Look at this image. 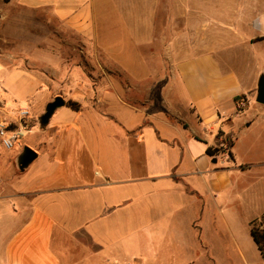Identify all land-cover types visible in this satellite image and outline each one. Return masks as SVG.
Instances as JSON below:
<instances>
[{
    "label": "crops",
    "instance_id": "1",
    "mask_svg": "<svg viewBox=\"0 0 264 264\" xmlns=\"http://www.w3.org/2000/svg\"><path fill=\"white\" fill-rule=\"evenodd\" d=\"M51 34L102 75L104 51L118 46L148 47L150 61L161 47L168 65L147 82L88 86L96 97L86 113L65 104L35 126L50 157L29 179L30 166L16 165L24 144L0 157V264H132L135 246L159 254L167 234L185 255L179 264H219L216 253L230 251L264 264L250 232L264 222V105L255 101L264 0H0V40L13 46L3 56L20 53L33 65L25 49ZM7 68L10 89L19 75L49 85L46 73ZM160 81L166 112L148 113V91ZM12 104L0 98V120L16 119ZM242 180L258 189L234 213L246 233L217 201Z\"/></svg>",
    "mask_w": 264,
    "mask_h": 264
},
{
    "label": "rangeland",
    "instance_id": "2",
    "mask_svg": "<svg viewBox=\"0 0 264 264\" xmlns=\"http://www.w3.org/2000/svg\"><path fill=\"white\" fill-rule=\"evenodd\" d=\"M159 20L160 15H156L155 22L157 24ZM48 47L50 50L53 49L54 51L50 52ZM12 50V45L3 44L0 40V84L3 83L2 86H0V98L5 101L6 105L13 103L12 106H14L15 109L14 114L16 115V119L21 107L27 108L29 111V116L27 119L29 132L24 137H22L18 143L20 146L24 144V146H29L35 150L37 153V159L30 165L26 171V174H24L26 179H29L31 171H34L38 167H44L47 164L46 161L49 160L50 154H47V145L45 147L43 144L41 145L38 142V133L35 134L33 131L35 126L44 127L40 123V117L44 114L46 105L55 97H62L65 100V103L68 100H75L79 102L81 104V109L78 111V115H81L83 112H87L88 109H85V107L87 104L92 105V100H94L96 97V95L92 93L90 95L86 94V87L90 86L91 88H100L101 86H106L108 81L115 83L116 80L117 82H122V84H125L131 79L138 82H147L145 79H147L148 76H150L149 79H154L156 77L155 74H159L160 70L159 67H157L158 65L164 67H167L168 65V62H166L163 57L161 47H158V59L150 61V59L147 57L148 47L134 45L118 46V48L114 47L113 50L110 49V51H104L105 54L102 58L105 60H101V64L105 66L106 71L105 75H102L99 72L96 62L92 61L89 63L87 60L84 61L83 57L78 53V51H70L71 49L69 50L68 47L63 46L61 44V39L53 34L46 37L39 44V47L34 46L33 44L25 49V52H27L26 54H28L27 58L30 59V62H32L33 65L30 63L26 65L24 61L20 59V53L16 54L17 60L15 61L10 57H6L5 54L3 56L2 53H7ZM10 63L24 69H30L32 72L35 71L40 74L42 72L48 74L47 79H49L50 76V79L48 80L49 85L47 83L45 84L44 82H36L38 79L30 77V75L26 76V78H22L19 75L13 80V86L10 89L6 81L9 73L7 67H9ZM144 82L140 83L141 87L144 85ZM156 84H154L152 87H154ZM151 88L149 89L147 95L149 105L146 107V109L151 106V101L149 100V92ZM112 96L110 93L109 95L107 94L109 99ZM110 108L113 109L112 107ZM60 109L63 108H59V110ZM56 112L53 113L48 124L56 117ZM86 117L87 114L83 116L82 122ZM16 119L12 122H15ZM78 120L80 121L79 118ZM7 151L8 150L4 149L0 143V157L7 155ZM12 153L13 152L10 154ZM257 173H259V169L255 168L252 170L251 174L256 175ZM245 187V181H239V183L236 184L235 187H233V189L229 192L228 200L226 197H224L225 195L217 200L218 202L221 200H224V203L228 202L227 212L229 213V224L233 229L234 226H236V230L240 231L241 233H246L244 232L246 230V226L242 223H238V221L235 219L234 213L242 206L243 199L254 197V194L258 192V189L250 188V186H248L246 189L249 190H246ZM217 228L223 229L221 222L217 223ZM161 240L162 251L159 254L155 250H143L140 248L138 249L135 246L131 253H129V255H132V260H130L133 261L132 264H135L134 259H137V257L141 254L142 256H145L147 259H149L150 256L155 252L158 254L157 259H155V261L153 259L148 260V264H179L180 261L184 259L185 255L182 254L180 256V252H178V250L175 251L173 246L174 239L171 238L169 234H167ZM151 245L154 244L151 242ZM220 250L222 249L219 248V251ZM216 255L218 260L221 259L219 264H243V260H241V258L238 256L237 252L230 251V253L227 254L216 253ZM188 256L191 257V255ZM215 262L217 263L216 260ZM196 264H205V261L198 259Z\"/></svg>",
    "mask_w": 264,
    "mask_h": 264
},
{
    "label": "trees",
    "instance_id": "3",
    "mask_svg": "<svg viewBox=\"0 0 264 264\" xmlns=\"http://www.w3.org/2000/svg\"><path fill=\"white\" fill-rule=\"evenodd\" d=\"M164 85V81L157 83L154 87L151 88L149 92V100L151 101V106L147 109L148 113H165L166 110L162 104L161 90ZM237 98L236 100H238ZM66 106L69 107L73 111H79L81 109V104L77 101L68 100L66 102ZM44 126V125H43ZM216 150H212L211 148L207 149V154L209 156H214ZM232 158V155L229 154ZM251 236L255 244L257 245L262 257L264 258V222L251 223Z\"/></svg>",
    "mask_w": 264,
    "mask_h": 264
},
{
    "label": "built area",
    "instance_id": "4",
    "mask_svg": "<svg viewBox=\"0 0 264 264\" xmlns=\"http://www.w3.org/2000/svg\"><path fill=\"white\" fill-rule=\"evenodd\" d=\"M238 108L243 110L249 106L247 99L241 98L238 103ZM29 111L27 108H20L15 122L0 120V143L6 150H12L22 137L28 132Z\"/></svg>",
    "mask_w": 264,
    "mask_h": 264
},
{
    "label": "water",
    "instance_id": "5",
    "mask_svg": "<svg viewBox=\"0 0 264 264\" xmlns=\"http://www.w3.org/2000/svg\"><path fill=\"white\" fill-rule=\"evenodd\" d=\"M255 101L258 104L264 105V76L261 75L258 84H257V91H256V97ZM65 100L58 96L55 97L51 102H49L46 105L44 114L40 117V123L42 125H47L49 122V119L60 107H63L65 105ZM37 159V153L35 150H33L29 146H24L22 148V151L20 152L19 156L16 159V165L17 168L20 171H24L26 168H28L35 160Z\"/></svg>",
    "mask_w": 264,
    "mask_h": 264
}]
</instances>
